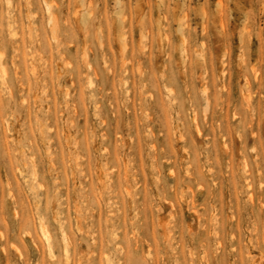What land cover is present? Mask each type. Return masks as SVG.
<instances>
[{
  "label": "rangeland",
  "instance_id": "obj_1",
  "mask_svg": "<svg viewBox=\"0 0 264 264\" xmlns=\"http://www.w3.org/2000/svg\"><path fill=\"white\" fill-rule=\"evenodd\" d=\"M0 68V264H264V0H0Z\"/></svg>",
  "mask_w": 264,
  "mask_h": 264
},
{
  "label": "bare ground",
  "instance_id": "obj_2",
  "mask_svg": "<svg viewBox=\"0 0 264 264\" xmlns=\"http://www.w3.org/2000/svg\"><path fill=\"white\" fill-rule=\"evenodd\" d=\"M0 71L2 74H4V69L3 68H0ZM198 133V136L200 135L199 132L197 131ZM174 176V175H173ZM201 197V195H197L195 197H193V199H196L198 200L199 198ZM250 201H251V198H250ZM193 204H191L192 206ZM191 210L194 211V207H191ZM195 212V211H194ZM196 213V212H195ZM40 231H41V234L43 235V237L45 238L46 242H47V247H48V250L50 251L51 250V247H50V241H49V238H48V232H47V229L45 227H41L40 228ZM62 243L64 246L67 245V238L66 236L63 234L62 235Z\"/></svg>",
  "mask_w": 264,
  "mask_h": 264
}]
</instances>
